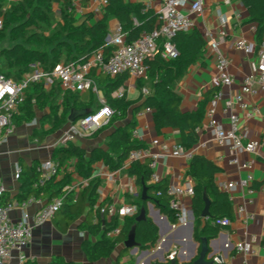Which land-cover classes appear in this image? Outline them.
<instances>
[{
  "label": "crops",
  "instance_id": "obj_1",
  "mask_svg": "<svg viewBox=\"0 0 264 264\" xmlns=\"http://www.w3.org/2000/svg\"><path fill=\"white\" fill-rule=\"evenodd\" d=\"M20 1L23 0H6L2 9L8 11ZM125 1L141 5L145 10L151 9L154 11L158 15L157 27L159 26V13L162 9L160 0ZM106 5L107 0H80L73 14L79 20V24L88 22L90 26H93L104 18ZM53 10L56 14V20L59 21L62 13L61 4H54ZM88 15L91 16V19H87ZM132 19L136 21L134 16ZM192 19L196 25L195 30L202 34L206 47L202 58L192 65L186 75L179 81L176 92L181 98V108L184 113H196L204 105V120L202 125L197 128L199 142L194 146H183L182 134L179 129L158 128L155 122V109L147 107L151 108L152 112H145L147 108H144L139 112H143V114L138 113L136 116L137 125L134 130V134L137 132V136L134 135L135 139L145 143L150 153V156L141 162L149 161L151 165V155L158 156V165L155 170L158 178L160 181L168 180L170 186L176 187L186 185L190 181H193L196 185L190 176L192 159L187 154L203 156L220 167L222 172L215 179L220 190L226 193L221 188L222 183L236 184L235 188L229 194L227 193L231 203L230 213L233 221L227 228L221 229L216 235H211L212 239L210 240H213L211 249L221 254L225 262L231 264H264L262 250L264 245V92H260L256 96H248L245 99V102L249 105L247 110H242L238 104H235L231 112H224L226 101L233 100L234 96L240 93L244 81L255 74L254 64L258 63L257 55H248L239 51L236 49L235 44L239 40L257 43L258 26L256 23L250 22V13L242 0H230L228 3L225 0H206L203 13L200 16L193 15ZM108 27L110 39L118 35L120 29L122 30L120 21L116 18L109 20ZM215 43L219 44L220 52L230 61L229 73L234 79V84L231 86H222L219 81L215 51L212 48ZM94 75L97 80L98 77L104 74L95 73ZM138 79L131 76L126 88L122 87L128 100H138L141 94L146 98L151 92L148 81L143 83L144 88L141 91L137 87ZM43 89L47 93L55 92L61 108L66 92L59 86H55L51 90L44 87ZM220 91L223 93V98L215 106V120L225 129H229L231 126V113L237 115L240 125L244 129L246 142L259 143L255 152H244L239 156L240 164L232 163L234 155L231 150L228 147L219 145L214 133L207 127V113L213 109V102ZM78 94L81 102L89 105V111L96 110L100 106L99 95L105 98L104 90L101 88L99 95L94 92ZM114 94L112 95L113 99H115ZM34 107L36 108V106ZM253 108H257L258 111L251 114ZM49 114V109L37 111L34 121L21 123L18 122L19 118L15 117L12 133L7 135L5 132V139L0 145V177L6 187L3 196L4 204H22L24 199L21 194L23 193L24 182L32 177L33 170L38 172L40 179H42L43 164L50 159L53 160L55 149L64 145L61 141L69 130V125H65L56 132H60V134L48 142L46 138L56 133L42 135L43 132H48L51 129L53 119L48 117ZM122 125L123 123L117 124V126ZM92 136L78 138L73 143L86 149L89 154L98 148L107 149L104 142L98 138L92 139ZM155 141H158L159 144L153 145ZM164 145L167 146L166 151L162 149ZM178 146L185 148L183 156H174L175 149ZM244 164H250V167H242ZM128 170L129 167H125V163L121 169L113 170L104 161L100 160L93 166L91 180H87L89 184L92 180H99L100 182L97 189L98 204L94 209V223H100L103 230L106 229V224L111 223L113 217L109 214L105 216L102 211L97 212L102 204L119 208L124 204L133 203L139 209L140 207L144 208L142 198L139 201L128 194V187L130 186H135L137 191H141L142 194L141 187L128 174ZM18 171L21 172L20 177H17ZM81 181L86 180L75 172V162H69L63 165L60 175L52 183L46 185L45 191L39 198L45 204H48L52 201V199L50 200L51 194L57 189L55 185L58 186L64 182L58 188L59 190L65 185ZM209 197L212 201L214 200L211 194H209ZM193 199L186 198L183 202L187 210V223L173 225L172 229L167 226L163 219L165 216L161 215L156 206L153 204L152 208L148 203V216L158 227L160 240L155 246L148 249L139 247L134 252L130 251L122 263L147 264L155 255L159 254L160 256L161 252H164L169 262L192 264V261L198 258L197 256L193 258L194 253L196 252V255L199 253V244L194 240V229L193 233H190ZM240 207L245 208L247 214L254 215L255 220L245 224L242 214L239 213ZM41 208L40 204L34 203L26 208L25 212L29 216H34ZM157 211H159L160 217L157 215ZM22 214L21 209H14L10 214L12 221L18 223L22 218ZM58 214L49 222L34 229L29 245L22 253L16 252L14 254L17 264V258L19 259L21 255L26 257L23 264H50L56 256L64 257L67 261L76 264H116L118 251L109 259L97 262L88 261L82 243L91 235L82 230L79 223L72 226L67 233L60 232L56 227V223L62 218ZM193 222H195V218ZM252 238H256L253 252L248 255L239 253L237 251L238 244L249 242ZM95 240L92 237V242H95ZM194 242L197 243L196 250L194 249ZM225 248H229L228 252H225ZM172 254H175V258L170 261L169 258ZM192 258L191 263H188ZM155 263L156 261H153V264Z\"/></svg>",
  "mask_w": 264,
  "mask_h": 264
},
{
  "label": "trees",
  "instance_id": "obj_2",
  "mask_svg": "<svg viewBox=\"0 0 264 264\" xmlns=\"http://www.w3.org/2000/svg\"><path fill=\"white\" fill-rule=\"evenodd\" d=\"M5 2L6 0H0V16H5V28L0 33V41L8 36L14 45L5 50L3 54L7 72L1 67L0 72L15 80H20L36 62H39L46 71H52L62 63L85 64L93 54L100 50H103L106 58H109L112 53V48L107 45L110 35L108 27L110 19L116 18L120 21L122 33L126 35L129 43L139 40L143 34L154 31L158 23V15L154 11L145 10L141 5L125 0H107L104 18L93 26H90L88 22L79 24L75 15L68 11L71 0H23L3 13L1 10ZM242 2L250 13V22L258 26L257 44L260 47L264 39V0H242ZM56 3L62 6L59 21L56 20L53 10V5ZM133 16L136 21L132 19ZM87 19H91V16L88 15ZM172 42L179 52L176 60H165L159 53L145 61L146 78H139L137 87L142 91L143 83L145 81L150 83L151 92L146 98L141 94L138 100H128L125 93L123 98L113 99L112 95L116 91L122 87L126 88L131 77L129 73L115 78L104 74L97 78L99 87L104 90L108 106L113 111V116L110 122L95 132L93 136L103 130L108 131L107 149L98 148L89 154L83 147L68 142L56 148L53 154V160L59 163L60 167L63 168V165L74 161L75 172L85 180H91L93 166L100 160L113 170L121 169L132 151L147 148L145 143L134 137L137 125L136 116L147 107L155 109V122L158 128H174L181 131L183 146L190 147L199 142L197 128L204 120V105L196 113L182 112L181 98L176 92V87L189 68L202 58L206 42L197 30L178 33ZM27 95V100L16 117L19 118V123L32 122L36 118L37 111L49 109L48 117L53 119V123L51 129L43 132L42 135L56 133L65 125H69V116L75 109L88 110L89 115L95 112V110L89 111V105L81 102L78 93L66 92L61 108L55 92H45L42 85L32 86ZM119 123L123 125L117 126ZM221 172L220 167L203 156L195 155L191 160L190 176L196 183V195L193 199L194 240L199 245L202 244L203 238L212 239L211 235H216L221 229L228 227L221 225L220 220L233 221L229 196L223 193L215 182L216 176ZM128 174L136 180L141 189L143 185L148 187L150 202L156 206L161 215L168 218L171 225H178V217L171 208L172 199L168 195L170 187L168 180L152 184L154 171L149 161L134 162ZM52 179L46 180L39 188H35L34 185L40 183L41 179L40 174L33 170L32 177L23 184L21 197L25 201L32 196H42L46 185L53 182ZM61 184L55 185L57 189L53 191L50 198V200L55 198L64 200L63 207L58 214L62 219L56 223V227L60 232L67 233L72 226L79 223L82 230L87 231L96 239L95 242L87 241L83 245L88 261L97 262L109 259L118 251L116 264H134V262L122 263L131 251L126 250L124 245L133 230L136 231L138 246L142 249L155 246L160 240L159 229L148 216V202H144V208L140 207L139 214L135 218L113 216L111 223L106 224V229L103 230L100 223H94L99 180H92L89 186L79 193H65L63 190L66 185L58 190ZM205 194L208 197L209 194L214 197L213 201L209 197L212 205L211 216L208 220L202 217L205 208ZM141 198L140 195L138 200L141 201ZM107 207L102 204L97 212L100 213ZM143 209L147 213V218L137 223L136 220ZM107 214V211L104 212L105 216ZM118 227L121 228L120 235L115 239L109 238L108 234ZM50 264L76 263L56 256Z\"/></svg>",
  "mask_w": 264,
  "mask_h": 264
},
{
  "label": "built area",
  "instance_id": "obj_3",
  "mask_svg": "<svg viewBox=\"0 0 264 264\" xmlns=\"http://www.w3.org/2000/svg\"><path fill=\"white\" fill-rule=\"evenodd\" d=\"M71 5L68 9L70 13L76 11L80 0H71ZM162 9L159 13V26L152 32L143 34L141 38L133 43L127 42L126 35L119 30L118 35L108 40V47L112 48V53L109 58H106L105 52L100 50L93 54L85 64H59L52 71H46L39 62L31 66V70L26 73L20 80L9 78L0 72V145L7 135L12 133L14 119L21 112L27 100L28 90L35 85H42L45 89L51 90L55 86H59L64 92L83 93L94 92L100 94V87L95 77L96 74H105L112 78L122 74L129 73L135 78H144L147 74L145 61L149 57L161 53L165 60H176L179 57V52L173 44V38L181 32H191L195 30L196 25L192 19L193 15L200 16L203 13L206 0H160ZM227 3L230 0H225ZM5 13V9L1 10ZM5 28V16H0V33ZM235 47L248 55L256 54L258 63L254 64L255 74L248 77L242 84L241 91L235 95L233 100H228L225 103L224 112L229 113L233 110L235 104H238L242 110H247L249 105L245 102L248 96H256L260 92H264V42L258 47L257 43L239 40ZM215 51V59L219 72V81L222 86H231L234 84V79L229 73L230 61L219 50V44L212 45ZM125 95L124 88H121L114 94L115 99L123 98ZM223 98V93L220 91L213 102V109L207 113V127L212 130L219 145L228 147L234 155L233 164H240L239 156L244 152H255L259 146L258 142L247 141L244 134V129L240 125V120L237 115L231 113L229 129H225L214 118L215 106ZM35 103V101H33ZM100 106L95 112L87 117L79 119L75 124H70L69 130L62 138V143L65 145L68 142H74L78 138L92 136L95 132L107 125L112 116L113 111L108 106L106 99L99 95ZM257 108H253L251 114L257 112ZM145 112H152L151 108H147ZM140 115L143 112L139 113ZM137 136V132L134 134ZM155 141L153 145H158ZM164 151L167 146L162 147ZM185 154V148L178 146L175 149L174 156L180 157ZM191 159L192 154H187ZM150 156L148 149L134 150L130 153L125 162V167H131L134 162H141ZM151 169L154 171L152 184L160 181L155 170L158 165V156L151 155ZM244 168L250 167V164L242 165ZM63 170L60 164L50 159L42 166L43 178L40 183L35 184V188H39L46 180H51L58 177ZM21 172L18 171L17 177H20ZM252 179V178H250ZM235 183H222L221 188L230 193L235 188ZM89 182L81 181L65 186L64 192H76L87 188ZM6 192L4 181L0 177V264H17L14 254L22 253L29 245L35 228H38L52 220L62 209L64 200L55 198L48 204L36 196H32L25 200L22 204H4L3 196ZM141 191H137L135 186L128 187V194L133 198H139ZM168 195L171 197V208L176 212L179 225L187 223V210L183 205L186 198L193 199L196 195L195 184L190 181L183 186H170ZM142 196V195H141ZM34 203H38L42 208L34 215L29 216L25 209ZM14 209H21L23 214L18 223H14L11 219V212ZM102 213L106 212L110 216L118 215L121 218H135L139 214V208L136 204H124L119 208L109 205L106 210L102 209ZM239 213L243 216L245 224L255 220V216L247 214L246 209L239 208ZM221 225L230 226L232 221L229 219L220 220ZM121 233V228L108 234L111 239L117 238ZM256 238L251 241L240 243L237 246V251L243 254H251ZM264 253V245L262 246ZM175 254L170 256V261H173ZM18 264H23L26 261L25 256H20ZM214 264H231L225 261H219L215 258Z\"/></svg>",
  "mask_w": 264,
  "mask_h": 264
},
{
  "label": "water",
  "instance_id": "obj_4",
  "mask_svg": "<svg viewBox=\"0 0 264 264\" xmlns=\"http://www.w3.org/2000/svg\"><path fill=\"white\" fill-rule=\"evenodd\" d=\"M108 40H110V37L108 38ZM89 115L88 110H73L69 116V125L70 124H75L79 119L83 118V117H87ZM149 190L148 187L143 185L142 187V200L143 202H148L152 208H153V204L150 202V197L148 194ZM204 202H205V208L203 210L202 213V217L206 220H208L211 216V205L212 202L210 201L209 197L207 194L204 195ZM157 215L160 217V213L159 211H157ZM147 218V213L146 211L143 209L141 210L140 215L137 218V223H141L142 221L146 220ZM194 213L193 211L191 212V223H190V233H193V229H194ZM164 221L166 222L167 226L169 228H173L174 226L171 225L168 221V219L166 217H163ZM191 236V235H190ZM212 241L208 238H203L202 239V244L199 245V253L198 255H196L194 253V256H197L198 258H196L194 261L193 258L191 260L188 261V263L192 264H214L215 263V258H217L219 261H224L223 260V256L221 254H219L217 251H212ZM194 249H197V243L194 242ZM124 248L126 250H131L132 252L136 251L139 246L138 243L136 241V231L133 230L132 233L129 235L128 240L126 241ZM229 248H225V252H228ZM153 261H156L155 264H176L174 262H169L168 259L166 258V253L161 252V255L159 256V254L155 255V257L153 259H151L150 261H148L147 264H153Z\"/></svg>",
  "mask_w": 264,
  "mask_h": 264
},
{
  "label": "rangeland",
  "instance_id": "obj_5",
  "mask_svg": "<svg viewBox=\"0 0 264 264\" xmlns=\"http://www.w3.org/2000/svg\"><path fill=\"white\" fill-rule=\"evenodd\" d=\"M13 45H14L13 41L8 36H7V38L5 40L0 41V67L5 72H7L8 69H7V67H6V65L4 63L3 54H4L5 50L11 48ZM96 97H98V96H96ZM59 134H60V132L59 133H56V134H53V135H49L46 138V141L47 142L50 141L51 139L55 138ZM107 135H108V131H104L103 130V131L99 132L96 136H92L91 138L92 139H97L98 138L99 140H101L102 142H104V144H106ZM147 212H148V210H147ZM87 241L92 242V237L90 236V238L88 237L86 240H84L83 243H82V245L85 244V242H87Z\"/></svg>",
  "mask_w": 264,
  "mask_h": 264
}]
</instances>
